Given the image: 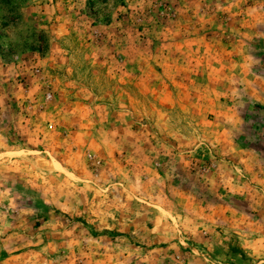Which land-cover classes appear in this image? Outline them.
Here are the masks:
<instances>
[{
	"label": "rangeland",
	"instance_id": "1",
	"mask_svg": "<svg viewBox=\"0 0 264 264\" xmlns=\"http://www.w3.org/2000/svg\"><path fill=\"white\" fill-rule=\"evenodd\" d=\"M0 264H264V0H0Z\"/></svg>",
	"mask_w": 264,
	"mask_h": 264
}]
</instances>
